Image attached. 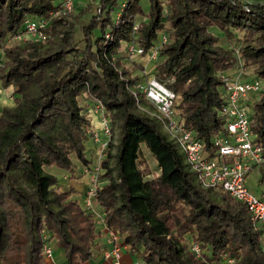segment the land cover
<instances>
[{
    "label": "trees",
    "instance_id": "1",
    "mask_svg": "<svg viewBox=\"0 0 264 264\" xmlns=\"http://www.w3.org/2000/svg\"><path fill=\"white\" fill-rule=\"evenodd\" d=\"M96 1L95 13L80 26L81 47L74 41L78 16L72 20L70 13L52 19L45 40L4 47L24 19L47 17L60 0H0V86L11 87L12 100L0 108V264H45L41 232L62 250L66 264H81L92 254L96 220L70 198L73 188L60 190L57 177L44 171H70L71 154L89 166V120L78 96L99 100L110 122H118L115 152L109 142L99 163L95 202L104 225L138 250L144 263L225 264L229 257L232 264H264L261 228L240 203L197 184L158 122L136 108L125 84L140 76L125 77L118 53L124 41L134 39L146 50L159 32L166 35L154 75L174 92L173 109L183 125L208 147L223 132L221 74L236 65L233 50L219 45L211 28L236 41L242 65L264 81V2L148 0L144 14L139 0H122L115 23L111 13L120 2ZM255 96L250 128L264 144V87ZM141 145L156 163L154 174L139 167ZM258 169L263 182L264 165ZM191 242L200 257L189 250Z\"/></svg>",
    "mask_w": 264,
    "mask_h": 264
},
{
    "label": "built area",
    "instance_id": "2",
    "mask_svg": "<svg viewBox=\"0 0 264 264\" xmlns=\"http://www.w3.org/2000/svg\"><path fill=\"white\" fill-rule=\"evenodd\" d=\"M123 7L124 1L120 2L113 11L112 16L115 23ZM73 8L74 0H60L59 5L51 10L47 17L24 19L21 32L12 37L19 38L21 34H25L31 40L43 41L48 36L52 19L60 14L71 12ZM161 12L165 13V8ZM136 25L134 23L133 30ZM158 34L157 41L146 50L131 39L121 43L118 53L127 60L132 57H143L154 66L158 58L159 47L167 42L163 32ZM105 37H108V33ZM153 66L151 70H141L142 74L138 75L140 78L132 84H125L134 99L136 108L158 122L161 131L182 154L187 169L193 174L201 188L221 191L244 206L250 222L261 228L264 250V194L250 192L245 183V178L252 169L264 165V144L257 141L255 133L250 128L249 116L244 106L248 99L261 92L264 81L257 77H241L240 65L234 72L221 74L223 95L218 112L224 120L223 132L213 136L210 145L206 147L204 140L195 137L193 132L187 129L179 119L173 109L175 94L165 83L155 77ZM118 74L122 78L119 71ZM87 111L86 118L89 120V125L85 127V133L95 145L96 164L85 168L88 181L81 196V206L90 213L91 217L96 220V224L106 233L105 241L109 247L102 251V257L112 264H120L121 239L114 230L104 225L102 213L95 205V190L99 185L101 171L99 163L106 157L111 137V122L99 100H94ZM93 115H97L96 124L91 122ZM40 238L41 253L45 262H53L52 239L44 232H41ZM189 250L196 257L201 256L197 243L191 242ZM224 262L232 264L234 260L227 257L224 258ZM130 264L146 263L138 260Z\"/></svg>",
    "mask_w": 264,
    "mask_h": 264
},
{
    "label": "rangeland",
    "instance_id": "3",
    "mask_svg": "<svg viewBox=\"0 0 264 264\" xmlns=\"http://www.w3.org/2000/svg\"><path fill=\"white\" fill-rule=\"evenodd\" d=\"M122 0H117V3H119ZM89 4L88 10L85 12H81L85 6ZM139 5L144 14H147L148 12V0H139ZM97 1L96 0H81V3L76 4L73 10L70 13L71 18L73 16H78L74 20V41L77 47H81L83 45V38L82 33L80 30V26L85 24L90 16H92L96 11ZM115 10V9H114ZM113 10V11H114ZM113 12L111 13V15ZM137 19L139 20H145L143 17L138 16ZM73 20V19H72ZM211 30L218 36V44L223 47H230L233 50V56L235 57L236 65L231 68V72H234L239 65L241 66L242 74L241 77L243 78H251L253 77L252 74V66H243L242 61L239 57V55L236 52V49L238 47L236 41L233 40H226V38L223 36L222 32L216 28L212 27ZM51 31V27L49 32ZM159 35V34H158ZM13 35H8L5 38L4 41V47H13V46H21L24 44V41L29 39L27 35L21 34L19 38L12 37ZM158 39V37H157ZM122 57L121 63L123 64V69L126 70L127 74H125L126 78H133L134 76L142 74L141 70H151L152 69V63L147 62L145 58L143 57H132L131 59L127 60L125 57H123L122 54H120ZM4 59L2 52L0 51V64L2 60ZM230 71V70H229ZM253 98H256L253 97ZM94 100L84 98L83 96H78L77 102L82 108V112L85 113V116H87V110L88 107L92 106ZM12 105L11 100V87H7L5 89L1 88L0 86V108L3 106H10ZM253 100L252 98L248 99L245 106V111L247 115L249 116L251 110H252ZM97 116V115H96ZM96 116L91 117V122L93 124H96ZM111 137H110V153L113 154L115 152V146L118 141V122L114 121L111 123ZM84 150H85V157L90 160L89 166L96 164V154H95V145L92 143V141L87 137V139L84 142ZM140 155L142 159V163L139 164L140 168H143L144 170H148L149 173H156L157 167L154 159L150 155V153L146 150V148L141 145L140 146ZM70 158L72 160V169L70 171H65L60 168L56 167H44V171L53 174L57 177L58 183L57 186L60 190H65L67 188H73V192L71 193L70 198L76 199L79 205H81V196L83 194V191L87 185L88 177L87 173L85 171L86 166L81 164L78 160L74 158V156L71 154ZM113 164V159H110V165ZM145 166V167H144ZM87 170V169H86ZM148 173V174H149ZM260 177V171L258 168L252 169L248 175L245 178V183L247 186V189L254 193L259 194L262 190H264V181H259ZM96 205V204H95ZM99 210V208H98Z\"/></svg>",
    "mask_w": 264,
    "mask_h": 264
},
{
    "label": "crops",
    "instance_id": "4",
    "mask_svg": "<svg viewBox=\"0 0 264 264\" xmlns=\"http://www.w3.org/2000/svg\"><path fill=\"white\" fill-rule=\"evenodd\" d=\"M250 3H263L264 0H242ZM81 3V0H74V7L76 4ZM212 33H214L211 30ZM215 34V33H214ZM259 194H264V190L259 192ZM96 229L99 231V235L96 237L94 241V247L92 249V254L90 258L81 263V264H112L109 260H106L102 257V251L109 247L106 243V233L96 224ZM52 250H53V262H45V264H66L63 252L60 248H58L55 242L51 241ZM141 260L140 252L138 250H134L129 245L123 244L122 240H120V264H130L131 262H135Z\"/></svg>",
    "mask_w": 264,
    "mask_h": 264
}]
</instances>
